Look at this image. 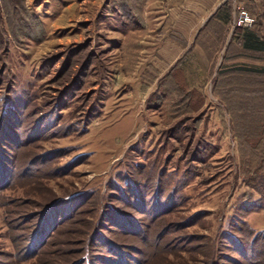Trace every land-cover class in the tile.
<instances>
[{
    "label": "rangeland",
    "instance_id": "obj_1",
    "mask_svg": "<svg viewBox=\"0 0 264 264\" xmlns=\"http://www.w3.org/2000/svg\"><path fill=\"white\" fill-rule=\"evenodd\" d=\"M121 1L0 0V264H264V0Z\"/></svg>",
    "mask_w": 264,
    "mask_h": 264
},
{
    "label": "trees",
    "instance_id": "obj_2",
    "mask_svg": "<svg viewBox=\"0 0 264 264\" xmlns=\"http://www.w3.org/2000/svg\"><path fill=\"white\" fill-rule=\"evenodd\" d=\"M129 1H132L133 3H130ZM142 1V0H141ZM253 1V0H250ZM143 2V1H142ZM141 3V2H140ZM261 6V4L256 3V6ZM119 8H121L122 12H120V15L122 17H124L125 21V29L128 28L132 23L134 24L133 27H135V25L137 26L140 25L141 23V16L139 15V9L140 6H138L137 2L135 0H122L119 4ZM16 7V6H15ZM11 8L9 9V11H5L2 7V5H0V16L4 15L6 17H11L10 12H12V15L16 14L18 9L17 8ZM139 7V9H138ZM253 9H254V5H252ZM230 6L228 4V0H225L203 23V25L200 27V29L198 30L197 34L194 37L193 43H195L198 39L199 35H202L204 32L207 31V27L209 25H213V24H218L220 26H224L227 23L230 22L231 18H230V14H231V10H230ZM7 12V13H6ZM24 12L26 14V16L30 19H32V24L27 26H24V28H22V30H25L29 35H31V29H36V35H39V39L42 38L43 35V26L41 24V22L35 17L33 16L30 11L28 9H26V7L24 8ZM17 15V14H16ZM259 15V14H257ZM1 16V17H2ZM260 17L264 18V10H262V13L260 12ZM22 21H18L15 22V20L11 23V22H7L6 23V29L7 31L9 24L11 25V28H13V30L15 29V31L17 30V26L18 23H21ZM262 23V21L260 20V18H256V20L253 22V24L248 27V28H243V27H237L236 31H234V36L235 39L238 41L239 43V48L243 51V52H253V53H264V34H262L260 27V24ZM128 24V25H127ZM130 24V25H129ZM21 29V28H18ZM31 31V32H29ZM125 33L126 30H124ZM233 69L235 71H242V72H250V73H264V68H254V67H247V66H242V65H237L234 66ZM92 117V116H91ZM3 126V125H2ZM4 128V127H3ZM259 159V162L257 163V165H254L251 168H248L246 171V174L250 175L247 176L248 180L251 181L254 178H259L260 179V175L258 173L264 171V155H261ZM264 182V181H262ZM251 184V183H249ZM252 185V184H251ZM250 186V185H249ZM257 187V185H256ZM254 189H256V193L259 195L258 198L256 199H252L251 197H247L244 199L243 202L239 203V209L244 207V212H249V211H257V210H264V187L261 185V188L258 189L254 187ZM238 208V207H237ZM245 225V223H244ZM248 232L251 233L252 237L256 238L257 240H261L264 243V229L257 231L256 233L254 232V230L252 228H248Z\"/></svg>",
    "mask_w": 264,
    "mask_h": 264
},
{
    "label": "built area",
    "instance_id": "obj_3",
    "mask_svg": "<svg viewBox=\"0 0 264 264\" xmlns=\"http://www.w3.org/2000/svg\"><path fill=\"white\" fill-rule=\"evenodd\" d=\"M238 19L243 26H250L253 23V19L244 10L239 13Z\"/></svg>",
    "mask_w": 264,
    "mask_h": 264
},
{
    "label": "crops",
    "instance_id": "obj_4",
    "mask_svg": "<svg viewBox=\"0 0 264 264\" xmlns=\"http://www.w3.org/2000/svg\"><path fill=\"white\" fill-rule=\"evenodd\" d=\"M200 1H202V2L205 4L204 7L209 8L210 6L213 5V3H216V2L219 1V0H200ZM224 1H225V0H220L219 3L216 4L217 7L220 6Z\"/></svg>",
    "mask_w": 264,
    "mask_h": 264
}]
</instances>
